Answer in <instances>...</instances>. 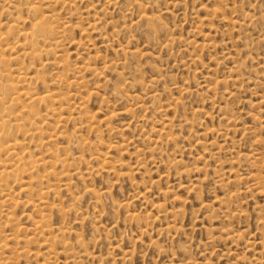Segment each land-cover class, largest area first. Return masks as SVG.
Here are the masks:
<instances>
[{"label": "rangeland", "instance_id": "rangeland-1", "mask_svg": "<svg viewBox=\"0 0 264 264\" xmlns=\"http://www.w3.org/2000/svg\"><path fill=\"white\" fill-rule=\"evenodd\" d=\"M0 264H264V0H0Z\"/></svg>", "mask_w": 264, "mask_h": 264}]
</instances>
